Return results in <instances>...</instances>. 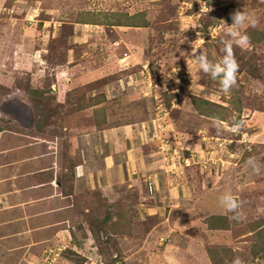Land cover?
<instances>
[{
	"label": "rangeland",
	"instance_id": "rangeland-1",
	"mask_svg": "<svg viewBox=\"0 0 264 264\" xmlns=\"http://www.w3.org/2000/svg\"><path fill=\"white\" fill-rule=\"evenodd\" d=\"M236 10L255 24L224 92L192 52L219 61ZM4 133L54 145L51 205L76 192L64 238L54 213L58 240L0 264H264V0H0Z\"/></svg>",
	"mask_w": 264,
	"mask_h": 264
},
{
	"label": "crops",
	"instance_id": "crops-1",
	"mask_svg": "<svg viewBox=\"0 0 264 264\" xmlns=\"http://www.w3.org/2000/svg\"><path fill=\"white\" fill-rule=\"evenodd\" d=\"M34 56L35 54L32 56L33 60ZM2 139L5 146L0 150V257L5 255L7 258L11 255L19 254L22 250H25V253L29 252L33 246L45 241L47 237L48 239H53L56 233L52 232L53 237H50L49 231L50 225H54L55 222L54 213L58 214L61 212L63 228H60L59 236L64 238V233L60 232L64 231L63 229L66 227L63 225L62 219L68 220L71 210L75 206L74 197L76 191L67 195L70 199L67 196L63 198L59 194L61 198H56L58 203L55 206L51 205L50 200L54 197H51L50 192L54 193L55 188L59 187L50 177L53 174V169L58 164V155L56 157L54 149H52L55 148L54 145L48 143L37 144V141H34L21 146L20 143H25L29 140L27 137H19V135L15 137L14 133L9 135L4 133ZM35 145L41 148L38 150ZM7 147L11 149L14 147V150L5 151ZM21 153H26V157L22 155L19 158L18 155ZM32 153H35L34 159L29 162L28 160ZM38 155L42 158V161L35 159ZM39 162L43 167L36 169V165ZM87 169L88 164L77 166L75 169L76 183L79 184V179L85 174ZM35 171L39 174L47 171V175L51 180L35 181L32 178L36 176L34 174ZM90 186L91 184L87 189L90 190ZM54 196L56 197L57 194ZM58 207H60L59 210L61 211H58ZM55 238L57 239V235ZM21 260L14 261L13 264H19ZM4 263L9 264L6 261Z\"/></svg>",
	"mask_w": 264,
	"mask_h": 264
},
{
	"label": "clouds",
	"instance_id": "clouds-1",
	"mask_svg": "<svg viewBox=\"0 0 264 264\" xmlns=\"http://www.w3.org/2000/svg\"><path fill=\"white\" fill-rule=\"evenodd\" d=\"M231 18L232 23L230 25L223 21L224 24L227 25L226 33L231 39L224 41V54L219 61H211L207 53L202 49H199V51L195 49L192 52L193 58L198 63L199 69L209 74L212 79H218L220 87L224 92H228L236 84L238 63L233 55L232 45L233 43L245 45L248 42L247 34L240 32L239 29L245 24H255V19L245 10H236L231 14ZM240 126L241 122L234 123L232 131H238ZM247 164L251 166L254 171L258 170V166L253 159H249ZM219 203L225 211L233 214L230 217L231 219L240 220L243 218V214L240 211L241 202L232 193L225 192L222 194L219 197ZM231 264H245V261L240 257H235Z\"/></svg>",
	"mask_w": 264,
	"mask_h": 264
},
{
	"label": "trees",
	"instance_id": "trees-1",
	"mask_svg": "<svg viewBox=\"0 0 264 264\" xmlns=\"http://www.w3.org/2000/svg\"><path fill=\"white\" fill-rule=\"evenodd\" d=\"M195 106L197 107V108H200V111H201V113L202 114H206V115H208V113L207 112H205L204 110H205V108H201L200 107V105L197 103V102H195ZM73 178H75V176H74V173H73ZM73 178H71L70 180H71V183H69V185H70V190H74V180H73ZM136 194H139L138 193V191H137V193ZM134 200H138V197H136V196H133L132 197ZM110 213H108V211H107V215H106V220L105 221H107V220H109L110 218H111V216L109 215Z\"/></svg>",
	"mask_w": 264,
	"mask_h": 264
}]
</instances>
